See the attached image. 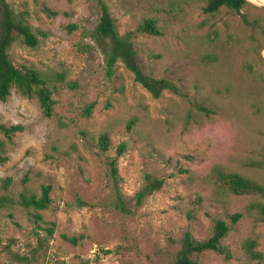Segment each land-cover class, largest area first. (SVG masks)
Returning <instances> with one entry per match:
<instances>
[{
	"label": "rangeland",
	"instance_id": "374dc122",
	"mask_svg": "<svg viewBox=\"0 0 264 264\" xmlns=\"http://www.w3.org/2000/svg\"><path fill=\"white\" fill-rule=\"evenodd\" d=\"M103 1L119 34L133 33L143 72L172 81L180 95L153 99L121 64L107 74L103 41L91 34L99 18L94 0H8L39 40L35 48L13 46V60L62 72L64 81L53 93L51 117L13 90L0 101V124L22 127L0 164V193L1 180L10 178L7 193L26 187L38 194L50 185L52 199L37 223L35 212L21 207L0 210V264H19L12 254L31 256L40 237L46 241L32 264H171L184 232L204 239L213 219L229 223L234 213L242 218L222 241L231 258L205 252L198 264H251L245 242L255 244L264 264V219L249 208L264 198L233 195L211 175L220 167L264 185V0H247L240 15L205 13L207 0ZM149 19L160 35L136 31ZM196 105L215 114L207 119ZM103 134L106 152L98 147ZM114 158L130 215L114 207ZM146 174L164 185L133 208Z\"/></svg>",
	"mask_w": 264,
	"mask_h": 264
},
{
	"label": "trees",
	"instance_id": "16d2710c",
	"mask_svg": "<svg viewBox=\"0 0 264 264\" xmlns=\"http://www.w3.org/2000/svg\"><path fill=\"white\" fill-rule=\"evenodd\" d=\"M98 10L99 18L94 30L91 32L92 38L96 41H103L102 53L104 55V64L107 74L113 73L115 65L121 64L133 77V81L139 84L147 91L153 99H159L165 92L180 95L178 87L170 80L163 78H154L145 74L138 63L137 53L131 41L133 33L119 34L114 19L112 18L108 6L103 0H94ZM249 5L247 0H207L203 11L208 14H214L221 8L229 12L240 15L242 10ZM25 13L16 12L9 4L8 0H0V101H5L12 90L20 95L35 99L45 117H51L54 111L55 100L53 93L56 91L57 83L64 81L62 72H43L34 67L22 65L15 62L11 56L13 46H22L26 48H35L38 45V37L28 24ZM244 22L248 23L244 18ZM152 36L160 35L156 28L154 20H146L137 30ZM264 36V29H262ZM70 87H76L74 83L68 84ZM94 104H88L83 114L90 115ZM196 111L209 119L215 114V111L202 105H196ZM22 130L18 125L0 124V164L7 161V145L11 143V138L17 132ZM108 136L103 134L98 139V147L102 152L108 149ZM125 150V145L121 144L117 150L120 155ZM117 158L108 162L109 174L114 183L115 202L114 207L123 214H133L118 190L119 176L116 167ZM259 165V163H258ZM212 179L215 183L225 188L229 193L236 196H257L264 198V185L252 178L245 177L236 172H228L220 167L212 170ZM27 182V178L23 180ZM3 193H0V210L12 207H21L33 213L34 221L37 223L42 220V216L37 212L48 210L52 199L50 196L51 186L44 185L38 194L24 187L16 195L7 193L11 184L10 178L1 180ZM164 180L146 174L142 178V183L132 196L133 208L139 207L147 198L155 192L161 190ZM250 209H255L262 219H264V201H256L249 205ZM229 223L220 218L213 219L212 227L208 237L197 240L188 231L184 232L179 240V248L175 253L171 264H198V257L205 252H214L225 260L231 258L227 247L222 244L232 225L236 224L241 218V213L231 214ZM49 236L53 234V227L46 228ZM62 239L76 244L75 237L62 236ZM46 238L38 239V249L43 248ZM247 260L251 264H262V254L255 250L253 242L243 244ZM35 248L31 256H19L12 254L19 264H32L36 261ZM110 254V250H106ZM245 264V263H243Z\"/></svg>",
	"mask_w": 264,
	"mask_h": 264
}]
</instances>
